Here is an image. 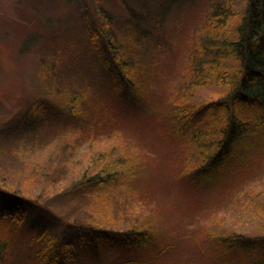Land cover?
Here are the masks:
<instances>
[{"label": "rangeland", "instance_id": "1", "mask_svg": "<svg viewBox=\"0 0 264 264\" xmlns=\"http://www.w3.org/2000/svg\"><path fill=\"white\" fill-rule=\"evenodd\" d=\"M75 1L0 0V162L22 183L14 189L41 200L50 196L34 193L38 182L30 178L34 169L51 161L52 143L68 123L81 131L65 134L74 141L72 148L78 145L79 169L92 153L109 148L117 160L115 169L123 172L110 187H100L97 196H90V190L76 200L96 204L91 208L114 222L113 229L156 230L157 244L167 249L157 261L145 264H230L213 258L220 252L208 235L230 230L264 234V130L250 138L253 147H246L230 170L212 180L195 181L184 173L190 151L170 135L165 116L172 99L196 105L224 89L216 83L187 87L188 61L199 38L205 3L171 0L158 5L150 22L155 27L139 41L140 64L135 68L151 96L130 100L123 89L113 87L83 30L85 20L77 4L92 7L95 0ZM102 1L121 20L127 8L143 7L144 0ZM241 2L235 0L239 13ZM86 16L92 17L90 12ZM236 21L238 17L231 19L232 24ZM42 97L53 104L62 100L77 116L55 108L43 116L37 110V102L46 103L37 100ZM26 117L34 120L27 130ZM17 132L20 145L14 141ZM26 132L31 133L24 137ZM32 132L39 134L31 143L33 149L27 148L32 153H20L30 143L28 136L34 137ZM68 170L74 172V164ZM129 171H134L132 176H125ZM77 201L61 203L72 210ZM5 227L1 222L0 232ZM254 254L231 251L225 256L233 264H251ZM11 257L7 252L4 263Z\"/></svg>", "mask_w": 264, "mask_h": 264}, {"label": "trees", "instance_id": "2", "mask_svg": "<svg viewBox=\"0 0 264 264\" xmlns=\"http://www.w3.org/2000/svg\"><path fill=\"white\" fill-rule=\"evenodd\" d=\"M170 1H141L143 7L127 8L121 20L102 0H95L93 8L77 4L94 55L105 68L113 87L123 89L130 100L151 96L135 73L140 64L137 50L139 41L147 38L155 27V23L150 22L158 5ZM203 3L205 11L199 38L188 61L187 87L216 83L224 89L196 105L172 99L165 113L170 135L190 151L184 173L195 181L212 180L222 170H230L232 161L235 162L246 147H253L250 138L264 130V0H242L240 13L235 0H203ZM87 12L92 17H87ZM236 17L238 21L232 24L231 19ZM37 100L45 101V97ZM45 102H37V110L43 116L49 115L47 112L54 108L59 113L77 116L62 100L61 104ZM24 119L25 126L28 125L26 130L30 129L34 120ZM63 127L52 143L51 164L47 162L43 168L34 169L30 178L38 182L35 184L38 189L33 192L46 193L50 195L48 198L41 200L14 189L22 183L19 179L15 181L0 162V223L6 226L0 232V264H5L7 252L12 254L8 264H145L157 261L167 248L157 244L156 230L150 227L134 231L113 229L114 222L101 218V213L95 210L96 204L76 200L90 190H94L90 196H97L94 193L100 194L101 191L97 192L100 187H110L123 172L115 169L117 160L109 148L92 153L79 169L80 159L75 157L78 145L72 148L74 141L66 139L65 134L81 131L68 123ZM29 133H24V137ZM32 133L34 137L28 136L30 143H25L27 147L20 153H32L27 148L33 149L31 143H36L39 136L38 132ZM19 136L17 132L16 144L20 142ZM70 164H74L75 171L69 174ZM128 173L125 176L131 177L134 171ZM20 190H24L23 187ZM66 199L77 201L72 210L62 206L61 202ZM100 200L97 199L98 204L104 203ZM208 241L220 252L214 253L213 258L222 263L233 264L234 261L230 262L225 255L238 251L256 253L250 263L264 264V234L217 231L208 235ZM109 252L116 254L115 258L108 256ZM143 255L146 257L142 258Z\"/></svg>", "mask_w": 264, "mask_h": 264}]
</instances>
